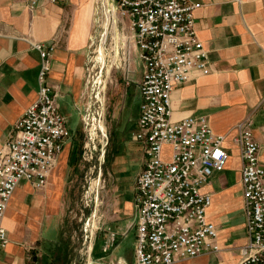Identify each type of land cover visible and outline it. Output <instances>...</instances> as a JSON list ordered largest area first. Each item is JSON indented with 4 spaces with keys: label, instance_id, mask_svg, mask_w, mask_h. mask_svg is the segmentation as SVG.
I'll return each instance as SVG.
<instances>
[{
    "label": "crops",
    "instance_id": "0c3cea01",
    "mask_svg": "<svg viewBox=\"0 0 264 264\" xmlns=\"http://www.w3.org/2000/svg\"><path fill=\"white\" fill-rule=\"evenodd\" d=\"M190 2L199 5L194 12L195 30L207 53L209 73H193L188 82L174 87L171 119L206 118L212 131L223 137L229 159L225 169L214 173L201 188L211 198L206 219L216 228L219 250L175 264H239L248 236L240 180L242 162L235 139L238 125L248 120L259 146V162L264 166V0ZM95 22L92 0L41 3L34 10L27 7V0H0V150L17 120L37 97L40 57L30 46L32 42L54 46L49 83L68 128L72 126L73 133L79 130L85 67ZM141 78L140 74L133 84L131 76L128 86H137L139 100ZM125 96L124 93L119 113L123 111ZM139 106L133 116L134 133ZM133 135L132 141L140 152L138 156L129 149L138 162L135 183L142 168L143 152ZM75 160L76 151L70 139L57 156L43 189L36 190L25 182L18 184L2 221L8 244L0 250V264H41L43 256L30 255L26 246L50 235L53 224L58 222L63 212L67 169ZM134 183L126 200L133 227L109 230L118 241L107 252L103 248L109 237L102 241L101 249L94 253L98 263L93 264H135ZM130 231H134V242L128 248L123 240Z\"/></svg>",
    "mask_w": 264,
    "mask_h": 264
},
{
    "label": "built area",
    "instance_id": "2783aa9c",
    "mask_svg": "<svg viewBox=\"0 0 264 264\" xmlns=\"http://www.w3.org/2000/svg\"><path fill=\"white\" fill-rule=\"evenodd\" d=\"M58 2L27 0V5L34 10L41 3ZM198 7L190 0L116 1L142 66L133 135L143 152L134 183L135 264H175L219 250L216 228L206 219L211 198L201 188L226 167L229 155L223 137L204 117L171 119L174 87L188 82L193 73H209L207 53L195 30ZM30 45L40 57L37 97L0 150V250L8 244L2 221L14 190L20 182L43 189L57 156L72 138L49 83L54 46ZM237 132L248 236L239 264H264V166L249 121L239 124ZM115 240L116 234L109 231L103 251Z\"/></svg>",
    "mask_w": 264,
    "mask_h": 264
},
{
    "label": "rangeland",
    "instance_id": "374dc122",
    "mask_svg": "<svg viewBox=\"0 0 264 264\" xmlns=\"http://www.w3.org/2000/svg\"><path fill=\"white\" fill-rule=\"evenodd\" d=\"M92 1L96 22L85 67L80 128L72 132L76 162L67 169L63 212L50 235L26 246L30 255L43 256L41 264L98 263L94 253L109 237L108 230L133 227L126 200L138 169L136 154L130 155L129 149L140 156L132 141L133 116L140 100L137 86H128L131 76L134 84L142 75V66L128 20L117 9L115 15L108 12L111 4L116 8L117 0ZM133 242L134 231H130L123 245L131 248Z\"/></svg>",
    "mask_w": 264,
    "mask_h": 264
},
{
    "label": "bare ground",
    "instance_id": "6f19581e",
    "mask_svg": "<svg viewBox=\"0 0 264 264\" xmlns=\"http://www.w3.org/2000/svg\"><path fill=\"white\" fill-rule=\"evenodd\" d=\"M110 11H111V13H112V15H115V11H116V8H115V4L113 3V4H111V6H110V8H109V13H110ZM117 13V12H116ZM110 16H109V14H107V22L104 24V26L106 27L107 25H108V22H109V20H108V18H109ZM112 17H114L115 18V16H112ZM115 20H116V18H115ZM105 21V20H104ZM113 24H115V21H113ZM103 25V24H102ZM112 26V25H111ZM109 27V26H108ZM116 30H118L117 28H116ZM103 32V31H102ZM108 32V31H107ZM116 33V32H115ZM103 34V33H102ZM117 35V34H116ZM107 36V35H106ZM102 37H103V35H102ZM101 46V45H100ZM102 51V50H101Z\"/></svg>",
    "mask_w": 264,
    "mask_h": 264
},
{
    "label": "trees",
    "instance_id": "16d2710c",
    "mask_svg": "<svg viewBox=\"0 0 264 264\" xmlns=\"http://www.w3.org/2000/svg\"><path fill=\"white\" fill-rule=\"evenodd\" d=\"M56 259V258H55ZM54 258H53V260H55ZM52 264V263H51Z\"/></svg>",
    "mask_w": 264,
    "mask_h": 264
}]
</instances>
